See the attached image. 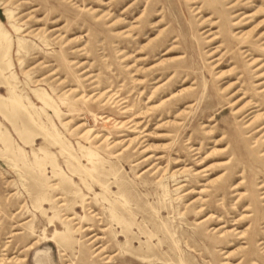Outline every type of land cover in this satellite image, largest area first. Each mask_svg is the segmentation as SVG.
<instances>
[{
	"label": "rangeland",
	"instance_id": "1",
	"mask_svg": "<svg viewBox=\"0 0 264 264\" xmlns=\"http://www.w3.org/2000/svg\"><path fill=\"white\" fill-rule=\"evenodd\" d=\"M262 124L264 0H0V264H264Z\"/></svg>",
	"mask_w": 264,
	"mask_h": 264
},
{
	"label": "bare ground",
	"instance_id": "2",
	"mask_svg": "<svg viewBox=\"0 0 264 264\" xmlns=\"http://www.w3.org/2000/svg\"><path fill=\"white\" fill-rule=\"evenodd\" d=\"M124 26V25H123ZM258 68V67H257ZM142 70V69H141ZM223 74V73H222ZM235 84H236V82H235ZM233 85V84H232ZM231 86V85H230ZM235 95H236V93H235ZM239 101V100H238ZM237 101V102H238ZM244 105V104H243ZM231 107V106H230ZM241 109V108H240ZM237 112L238 111H236L235 113H233V114H237ZM252 114V113H251ZM260 115V114H259ZM256 117H258V116H255L254 117V119L250 122V123H248V122H246L245 124H248V125H246V127L248 128L249 126H251L252 125V122L253 121H255L257 118ZM252 119V118H251ZM255 129V128H254ZM253 134H256V135H259L260 137L259 138H261V139H263V142H264V124H262L258 129H256V130H254V132H253ZM108 140V139H107ZM218 143H219V141H218ZM262 157H264V151L262 152V155H261V159H262ZM224 165V164H223ZM221 166H222V164H221ZM238 178V177H237ZM240 184V183H239ZM239 186V185H238ZM236 188H238V187H235L234 189H236ZM262 188H264V184L262 183L261 185H260V187H259V189H262ZM234 191V190H233ZM235 192V191H234ZM262 195V199H264V193H262L261 194ZM241 199V198H240ZM242 199H244V198H242ZM243 202V201H242ZM241 204V203H240ZM243 212H248V209H247V207L244 209V211ZM245 218H251V216L249 215V216H247V217H245ZM237 221H241L242 222V220L240 219V220H237ZM236 222V221H235ZM238 224H241L242 225V223H239V222H237V223H234V225H236V226H238ZM239 227H236V229H238ZM221 229H223V227H221ZM236 234H238V233H236ZM239 239H242V237H239ZM37 259V258H36Z\"/></svg>",
	"mask_w": 264,
	"mask_h": 264
}]
</instances>
